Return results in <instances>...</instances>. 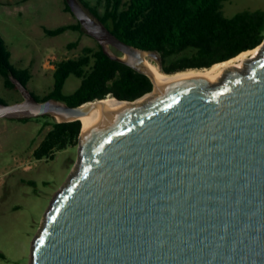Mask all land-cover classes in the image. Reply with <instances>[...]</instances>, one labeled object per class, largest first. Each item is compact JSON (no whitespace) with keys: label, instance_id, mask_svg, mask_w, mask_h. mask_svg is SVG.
<instances>
[{"label":"water","instance_id":"1","mask_svg":"<svg viewBox=\"0 0 264 264\" xmlns=\"http://www.w3.org/2000/svg\"><path fill=\"white\" fill-rule=\"evenodd\" d=\"M65 2L103 52L148 76L152 90L142 53L162 68L160 56L120 40L79 0ZM256 47L218 84L167 81L145 104L88 127L28 264H264V39ZM12 81L23 99L0 102V118L79 120L107 97L135 100L70 106Z\"/></svg>","mask_w":264,"mask_h":264},{"label":"trees","instance_id":"2","mask_svg":"<svg viewBox=\"0 0 264 264\" xmlns=\"http://www.w3.org/2000/svg\"><path fill=\"white\" fill-rule=\"evenodd\" d=\"M224 1L103 0L91 4L88 0H79L90 14L120 40L138 49L157 53L162 62V71L168 73L209 67L214 62L261 44L264 39V10H243L227 17L222 11ZM62 2L63 10L71 13L65 0ZM101 3L103 9L100 11L98 7ZM42 29L50 36L66 30L85 31L77 20L55 28L43 26ZM74 44L69 43V46ZM70 74L79 78L80 83L73 92L65 94L62 89ZM0 76L4 87L8 89L15 88L12 78L25 86L31 78L28 67L12 65L1 35ZM151 87L148 76L111 59L97 43L96 49L85 46L78 56L55 62L50 91L42 96L30 92L39 101L52 98L75 106L106 96L134 100L150 91ZM0 102H4L1 97ZM12 119H37L43 126L50 125L32 150L36 159H52L57 151L77 144L81 128L78 119L57 121L50 114Z\"/></svg>","mask_w":264,"mask_h":264},{"label":"rangeland","instance_id":"3","mask_svg":"<svg viewBox=\"0 0 264 264\" xmlns=\"http://www.w3.org/2000/svg\"><path fill=\"white\" fill-rule=\"evenodd\" d=\"M88 1L96 4L103 0ZM98 8L103 9L102 3ZM255 9L264 10V0H225L222 5L227 17ZM75 21L74 15L63 10L62 0H0V35L10 62L18 68H29L31 78L26 87L36 95L51 90L55 62L78 56L85 46L97 48V41L85 31L66 30L50 36L42 29ZM147 59L162 71L153 57ZM79 83V78L70 74L63 93L73 92ZM0 97L13 104L23 99V93L16 85L12 89L4 87L0 76ZM49 128L37 119L0 118V264L29 263L31 243L45 211L77 166L78 143L57 151L52 159L33 156L32 150Z\"/></svg>","mask_w":264,"mask_h":264},{"label":"bare ground","instance_id":"4","mask_svg":"<svg viewBox=\"0 0 264 264\" xmlns=\"http://www.w3.org/2000/svg\"><path fill=\"white\" fill-rule=\"evenodd\" d=\"M258 49L259 47H254L252 49L242 51L228 60L214 63L207 68H187L170 73L161 71L156 64L147 59V55L145 53H142V56L147 63L153 82L152 90L138 97L132 102L117 101L114 98L107 97L104 100L96 103L95 108L92 112L79 117L81 124L80 132L78 135L79 142H82V136L85 133L86 129L96 121H98L100 118H102L104 115L118 108L119 106H138L145 104L153 95V93L158 89V87L163 83L179 78H192L195 80H202L207 85L218 84L222 81L226 72L230 69H244L246 63L257 56Z\"/></svg>","mask_w":264,"mask_h":264},{"label":"built area","instance_id":"5","mask_svg":"<svg viewBox=\"0 0 264 264\" xmlns=\"http://www.w3.org/2000/svg\"><path fill=\"white\" fill-rule=\"evenodd\" d=\"M48 59H50V57H48V58L46 59L47 62H48ZM46 61H45V62H46Z\"/></svg>","mask_w":264,"mask_h":264},{"label":"crops","instance_id":"6","mask_svg":"<svg viewBox=\"0 0 264 264\" xmlns=\"http://www.w3.org/2000/svg\"><path fill=\"white\" fill-rule=\"evenodd\" d=\"M71 23H73V22H71ZM54 69V68H53ZM36 147V146H35Z\"/></svg>","mask_w":264,"mask_h":264}]
</instances>
